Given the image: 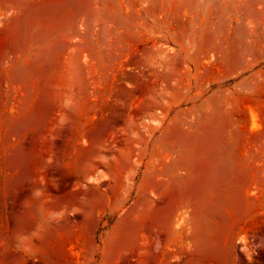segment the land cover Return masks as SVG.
<instances>
[{"label": "rangeland", "instance_id": "obj_1", "mask_svg": "<svg viewBox=\"0 0 264 264\" xmlns=\"http://www.w3.org/2000/svg\"><path fill=\"white\" fill-rule=\"evenodd\" d=\"M0 264H264V0H0Z\"/></svg>", "mask_w": 264, "mask_h": 264}, {"label": "crops", "instance_id": "obj_2", "mask_svg": "<svg viewBox=\"0 0 264 264\" xmlns=\"http://www.w3.org/2000/svg\"><path fill=\"white\" fill-rule=\"evenodd\" d=\"M72 200H74V202H76V203H80V201H79V198L77 197V198H75V199H72Z\"/></svg>", "mask_w": 264, "mask_h": 264}]
</instances>
